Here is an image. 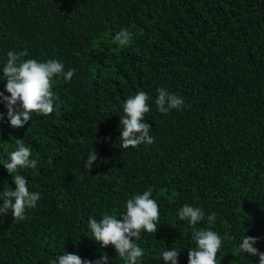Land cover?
Segmentation results:
<instances>
[{"label":"trees","instance_id":"1","mask_svg":"<svg viewBox=\"0 0 264 264\" xmlns=\"http://www.w3.org/2000/svg\"><path fill=\"white\" fill-rule=\"evenodd\" d=\"M121 28L133 33L127 45L114 41ZM23 50L24 60H58L75 74L53 77V112H33L22 128L9 126L0 102V192L15 188L2 164L24 144L37 168L12 175L41 194L24 220L11 209L0 214V264H58L65 251L127 264L114 246L92 240L88 220L119 216L149 188L158 229L134 238L144 253L137 264H164L166 248L188 264L192 231L209 228L222 240L216 264H259L239 244L258 237L254 247L264 252V0H0L5 95L7 53ZM160 88L184 105L159 112ZM139 91L150 97L154 142L123 149V105ZM185 204L204 220H181Z\"/></svg>","mask_w":264,"mask_h":264},{"label":"clouds","instance_id":"2","mask_svg":"<svg viewBox=\"0 0 264 264\" xmlns=\"http://www.w3.org/2000/svg\"><path fill=\"white\" fill-rule=\"evenodd\" d=\"M133 38L127 28H121L116 32L114 41L120 45H127ZM28 56L27 50L19 53L9 51L7 60L3 67V75L6 85L5 91L10 95L0 92V102H3L7 109V119L9 126L19 129L28 124L33 112L49 115L54 109L52 89V79L56 76H63V79L71 81L75 74V69L64 71V65L58 60H47L38 62L35 59L24 60ZM149 95L144 91H139L134 96L128 97L123 105L124 115L120 116V138L121 147L128 149L135 148L140 144H152L154 137L150 135L151 126L145 121V114L150 111L147 101ZM157 110L161 113H168L169 110L179 109L184 105V100L175 94H170L164 88L157 89L155 99ZM58 106V105H57ZM3 114H0L2 118ZM30 148L24 144H19L16 150L10 153L8 159L3 162L4 168L12 177L15 188L10 191L0 192V214L7 216L8 210L15 220L26 219V209L36 207L37 201L41 198L39 192H30L27 187V179L17 173L18 169L28 168L35 170L38 161L30 159ZM96 152H90L86 159V167L91 169L93 162L97 160ZM49 164L52 158L49 157ZM152 188L142 194H136L126 201V211L119 216L104 214L98 221L95 217L88 220V228L93 234L95 242L101 248L109 245L114 246L116 253L120 257H126L127 264H137L138 258L143 256V249L134 243V238L138 239L141 231L156 233L159 220L158 204L152 196ZM179 218L187 219L190 225H196L204 220L205 213L199 207L185 204L179 210ZM120 217V219H118ZM208 223L212 224L216 220L213 212L207 217ZM191 239L195 242V247L188 249V264H216V255L219 251L222 240L220 236L211 228L194 229ZM258 237L245 236L239 244V250L249 256H258L259 264H264V252H260L254 245ZM181 251L166 248L162 253L164 264H178ZM109 256L101 252L96 260L82 259L75 253L65 251L58 257V264H109ZM51 264H57L53 260Z\"/></svg>","mask_w":264,"mask_h":264}]
</instances>
